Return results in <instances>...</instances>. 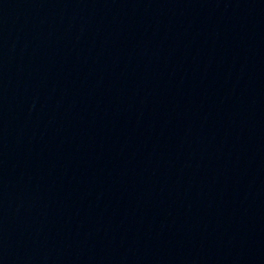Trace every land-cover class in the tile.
Instances as JSON below:
<instances>
[{
	"label": "water",
	"instance_id": "water-1",
	"mask_svg": "<svg viewBox=\"0 0 264 264\" xmlns=\"http://www.w3.org/2000/svg\"><path fill=\"white\" fill-rule=\"evenodd\" d=\"M0 264H264V0H0Z\"/></svg>",
	"mask_w": 264,
	"mask_h": 264
}]
</instances>
